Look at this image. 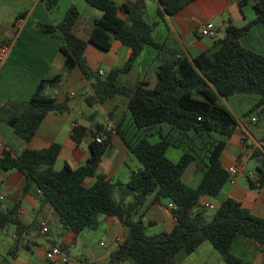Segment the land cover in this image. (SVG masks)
<instances>
[{"label":"trees","instance_id":"obj_1","mask_svg":"<svg viewBox=\"0 0 264 264\" xmlns=\"http://www.w3.org/2000/svg\"><path fill=\"white\" fill-rule=\"evenodd\" d=\"M157 1L163 13L173 17L195 0ZM85 2L101 14L88 35V43L104 53L111 49L112 40L129 49V58L121 70L100 77L88 67L84 57L86 43L73 33L80 18L75 8H70L56 26L40 25L39 31L48 36L59 35L65 71L78 69L91 84V94L83 98L85 106L93 109L122 99L126 102L124 118L110 128L93 125L89 159L80 168L73 170L64 165L60 171H54L61 147L52 145L42 151L24 150L16 157L5 152L0 169L15 170L25 177L27 186L34 185L42 200L53 208L63 231L78 236L97 228L101 218L118 220L126 228L124 241L106 264H176L177 255L190 256L205 243L217 251L225 264H243L230 252L237 238L259 245L264 264V220L230 199L222 201L209 217L201 203L203 198L218 199L228 181L220 158L238 125L221 102L236 95H255L258 103L242 118L264 119V48L253 45L258 33L264 39V0H252L254 19L246 26L237 28L229 23L212 53L190 62L178 58V53L161 60L151 88L143 83L125 87L118 82L146 48L159 52L163 48L151 39L152 29L143 19L144 5L138 2L133 6H117L113 0ZM246 3L240 2L239 7L242 9ZM69 112L68 102L57 103L46 95L45 82H41L28 100L0 108V121L16 138L28 144L47 115L63 116ZM84 136L83 129H75L70 139L78 145ZM115 137L141 166L126 185L97 176L102 158ZM169 150L180 152L176 163L167 158ZM258 158L262 159V166L256 170L259 187L250 183L256 190L264 186V146L254 151L252 159ZM191 167L195 176L199 175L195 188L182 181ZM88 179L95 182L85 187ZM126 197L133 201L124 205ZM149 198L153 204L162 200L175 206V210H168L175 221L169 233L146 235L147 228L138 216V209ZM134 216L139 218L135 221ZM9 228L18 240L28 235V229L17 219L16 209L0 210V232ZM59 249L67 254L66 247Z\"/></svg>","mask_w":264,"mask_h":264},{"label":"crops","instance_id":"obj_2","mask_svg":"<svg viewBox=\"0 0 264 264\" xmlns=\"http://www.w3.org/2000/svg\"><path fill=\"white\" fill-rule=\"evenodd\" d=\"M242 1L244 0H195L177 15L168 17L157 0H113L117 6H133L141 2L145 7L144 22L152 29L151 39L156 46L163 47L160 52L151 47L146 48L130 72L120 76L118 82L125 87L143 83L151 88L155 85V71L161 60L178 53V58L190 62L202 54L212 53L229 23L242 28L253 21L252 0H245L247 3L241 9L239 3ZM70 8H75L80 14L73 33L86 43L84 57L93 72L109 75L121 70L129 58V49L114 40L111 41V49L106 53L88 43V35L101 14L90 8L85 0H0V45H7L9 48L0 65V108L11 102L28 100L41 82H45V94L57 103L68 102L70 108V112L63 116L47 115L28 144L16 138L3 121H0V159L5 152L16 157L24 150L42 151L52 145H59L61 152L54 171H60L64 165L75 170L85 165L89 159L88 145L93 125L110 128L124 118L126 102L122 99L106 103L99 107L101 112L93 114L84 112L79 103H73L77 100L83 102V98L91 94V84L83 79L78 69L65 71V58L60 51L62 42L59 35L48 36L39 31L40 25L59 24ZM32 18L37 21L33 30L28 28ZM208 23L216 29L217 36L214 40L200 36V29ZM260 39L262 38L258 33L253 45L263 49ZM6 69L8 73H5ZM56 78L59 80L55 82ZM244 97L246 96L236 95L221 104L234 116L235 113L226 106L231 99L236 102L235 106L251 105V102L256 105L259 101L258 97L249 101ZM247 111L248 109L239 116L241 120ZM98 118L104 119L106 124L97 122ZM252 120H256L255 125L251 124ZM259 122L260 119L251 116L243 119L241 128L237 126L240 134L236 150L229 153L227 143L220 158L221 166L226 171L230 167L238 166L239 175L235 184L227 185L216 200L203 198L202 204L211 203L219 207L222 201L230 199L253 216L264 220V186L259 190L252 189L250 183L256 188V175H253V180H248L250 171L245 174L244 169L245 162L249 160L256 161L255 170L262 166L261 158L252 159L254 151L260 150L264 144V128L258 129ZM75 129L85 131V136L78 145L70 139ZM239 156L242 157L237 162ZM100 169L104 173L97 176L115 184L126 185L131 175L139 171L141 166L121 140L115 137L112 147L102 158L98 171ZM88 180L84 183L85 187H90L95 182L94 179L91 182ZM0 193L3 195L0 210L16 209L18 221L28 229V235L19 240L10 228L0 232V264H106L118 246L117 243L124 241L126 228L116 219L101 218L97 228L83 231L78 236L63 231L56 213L42 200L39 190L34 185L27 186L25 177L15 170L0 169ZM132 201L131 197H126L124 205ZM150 201L151 198L138 209L142 223L147 229L153 230V235L169 233L174 228L175 221L167 209L168 203L161 200L159 204H153ZM138 216L133 219L136 221ZM43 229L45 233L42 232ZM32 232L44 238L45 243L40 246L32 241ZM61 246L67 248V254L54 261L46 260L45 256L50 250L59 249ZM72 249L77 251V257H71ZM230 252L243 264H262V248L251 240L237 238ZM175 262L225 264L208 243L190 256L177 255Z\"/></svg>","mask_w":264,"mask_h":264},{"label":"rangeland","instance_id":"obj_3","mask_svg":"<svg viewBox=\"0 0 264 264\" xmlns=\"http://www.w3.org/2000/svg\"><path fill=\"white\" fill-rule=\"evenodd\" d=\"M36 22L37 21L34 18H32L31 19V23L28 26V28H30V29L33 30V28H35V23ZM260 41L263 42L262 45L264 47V39H260ZM252 51H253V49H252ZM254 52L255 53H258V54H262V52H259V51H256V50H254ZM5 73H8V69L5 70ZM242 96H244V95H242ZM256 97L257 96H255V95H250V96H246L244 98H247L246 100L249 101V100L255 99ZM73 103H75V104L79 103L78 105H80V108L84 112H88L89 114H93L95 112L96 113L101 112V110H100L99 107H95L92 110L91 109H87L85 107V105L83 104V102H79L78 100L77 101H74ZM235 103L236 102L231 99L230 101H228V103H227L226 106L228 107V109H231L235 113L233 117L236 120V122L238 124V127L241 128V123L243 122V119L241 120L240 117H241L242 113H244L247 109L249 111L250 109L253 108L254 105H252L253 103L251 102L250 103L251 105L244 104V105H239V106L236 105L235 106L234 105ZM96 121L99 122V123H101V124H103V125L106 124L105 120L102 119V118H98V119H96ZM246 121H248V120H246ZM249 128H250L249 130L251 132L252 131L251 130V127H249ZM263 128H264V119H260V122H259V125H258V129H263ZM239 134L240 133L237 130V132L234 134L233 138L230 141L228 140L227 143H229V145H228L229 146L228 147V152L229 153H233L236 150V148H237V141H238V138H239ZM151 143H156V140H151ZM65 154H67V153H65ZM180 156H181V154L177 150H169L167 152V158L170 161H172L173 163H176L178 161V159L180 158ZM59 161H61V159ZM256 165H257V163L254 160H249V161L245 162V166H244L245 167L244 168L245 169V174H247L250 171V173H252L253 175H256V170H255ZM194 171H195L194 167L189 168L187 170V172L185 173L183 179H182L183 183L185 185H187L188 187H190V188H195L196 185H197V183H198V180H199V175L195 176L196 174H195ZM103 173H104V170L103 169H100L99 171H97V175H102ZM91 181H92V179H90V181L88 180V182H91ZM115 198L117 199V196L116 195H115ZM207 215L210 217L212 215V213H208ZM146 235L147 236H152L153 235V230L152 229H147L146 230ZM30 238L32 239V241L36 242L40 246H41V244H44L45 243L44 238H41V237L37 236L36 232L35 233L32 232L30 234ZM70 255H71V257L74 258V257H77L78 256V253H77V251H75L74 249H72Z\"/></svg>","mask_w":264,"mask_h":264},{"label":"built area","instance_id":"obj_4","mask_svg":"<svg viewBox=\"0 0 264 264\" xmlns=\"http://www.w3.org/2000/svg\"><path fill=\"white\" fill-rule=\"evenodd\" d=\"M34 1H38V0H34ZM200 36L202 38L214 40L217 36L215 27L210 23L205 24L200 29ZM8 50H9V48L7 45H0V65L3 63L4 59L6 58V56L8 54ZM98 75L100 77L106 76V74H104L103 72H98ZM255 123H256V120L251 121V124L255 125ZM96 142L98 143L99 141L96 140ZM263 146H264V144H263ZM227 174H228L227 185L233 186L235 184V180H236L237 176L239 175L238 166H233V167L228 168ZM253 179H254L253 174H251V173L248 174V180H253ZM255 186L259 187L257 180L255 181ZM2 200H3V195L0 193V202H2ZM167 208H168V210H175V206L172 203H169L167 205ZM202 209L207 211V212L214 213L217 211L218 206L215 204H211V203H203ZM42 232L45 233L46 231L43 229ZM117 244H119V242ZM62 257H63V253L59 249H52L45 256L46 260H48V261H54L55 259H59ZM67 264H73V263H67Z\"/></svg>","mask_w":264,"mask_h":264}]
</instances>
